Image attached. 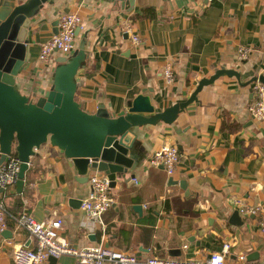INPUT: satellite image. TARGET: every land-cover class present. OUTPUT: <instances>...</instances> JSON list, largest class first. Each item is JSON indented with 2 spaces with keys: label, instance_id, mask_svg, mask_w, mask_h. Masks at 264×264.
I'll list each match as a JSON object with an SVG mask.
<instances>
[{
  "label": "crops",
  "instance_id": "crops-1",
  "mask_svg": "<svg viewBox=\"0 0 264 264\" xmlns=\"http://www.w3.org/2000/svg\"><path fill=\"white\" fill-rule=\"evenodd\" d=\"M25 1L0 0V6ZM64 13L82 18L74 49L86 43V59L75 76V99L88 113L103 104L116 115L139 94L149 96L155 111H161L186 100L198 81L218 68L237 71L240 81L223 74L203 86L197 100L173 123L138 129L137 153L142 159L133 178L117 180L111 187L113 202L102 215V227L87 219L81 204H76L87 197L90 176L98 172L89 170L87 179L79 177L70 160L49 141L30 157L21 189L16 182L0 188L8 212L27 213L38 221L58 216L60 235L77 247L102 244L135 252L139 259L205 260L227 243L225 260L244 255L240 264L261 262L264 121L254 119L248 109L255 99L252 87L259 82L253 78L264 76V0L46 2L31 22L30 59L17 80L19 91L32 99L49 88L62 56L54 52L48 63L38 58ZM125 26L128 31L122 29ZM132 33L138 34L139 43L132 42ZM240 47L249 51L238 61ZM166 62L174 63L171 83L161 73ZM163 144H175L180 152L172 175L147 165ZM169 176L178 184L167 186ZM252 207L259 210L249 213ZM6 223L0 232V264H14V249L32 247L34 241L13 220ZM50 263L76 264V258L62 255Z\"/></svg>",
  "mask_w": 264,
  "mask_h": 264
},
{
  "label": "water",
  "instance_id": "water-1",
  "mask_svg": "<svg viewBox=\"0 0 264 264\" xmlns=\"http://www.w3.org/2000/svg\"><path fill=\"white\" fill-rule=\"evenodd\" d=\"M49 1L26 0L17 5L8 2L0 6V164L9 154H16L20 161L16 180L18 190L23 185L30 157L47 141L63 152L79 177L87 179L88 171L92 170L106 175L110 187H114L117 180L127 182L134 177L133 171L142 159L137 153L139 128L160 122L173 123L179 113L197 100L203 86L223 74L240 81L237 71L218 68L211 76L201 78L186 100L161 111H155L149 96L139 94L116 115L108 112L103 104H99L94 113H88L75 99V76L86 59V43L83 42L70 55L57 59L49 88L32 99L19 91L17 80L30 59L31 22ZM54 24V33H57V21ZM78 32L79 28L75 35ZM256 80L264 85V76L253 78ZM176 184L178 182L172 176L167 178V186ZM76 204L80 206L81 200ZM134 208L141 210L140 205H134ZM235 216L236 212L232 219ZM49 260L56 259L51 257Z\"/></svg>",
  "mask_w": 264,
  "mask_h": 264
},
{
  "label": "built area",
  "instance_id": "built-area-1",
  "mask_svg": "<svg viewBox=\"0 0 264 264\" xmlns=\"http://www.w3.org/2000/svg\"><path fill=\"white\" fill-rule=\"evenodd\" d=\"M82 25V18L76 13L61 14L57 20L58 31L41 45L39 61L48 63L54 52L62 55H70L74 49L75 30ZM124 31H128L125 27ZM133 43H139V36L136 33L130 35ZM249 48L240 47L237 50V60L241 61L248 55ZM174 63L166 62L162 68V76L166 83H171L173 77ZM255 99L249 106L250 115L256 120L264 121V85L260 82L252 87ZM180 158V152L175 144H163L159 149L154 150L147 159L150 167H160L168 175H172ZM30 162V161H29ZM20 161L16 154L8 155L6 161L0 164V188L7 189L14 185L17 180ZM29 165V163H28ZM134 182L136 180L134 179ZM110 181L106 175L98 172L90 176V191L85 199L81 201V209L85 212L87 219L92 220L98 227L103 226L102 215L112 205L113 196L111 193ZM258 207L248 209L249 213L255 214ZM240 212L245 209L240 208ZM7 219L13 220L18 228L28 232L29 237L34 241V246H18L13 251L14 264H51L50 258L57 259L62 255H72L76 258V264H240L245 259L239 255L236 260H225L229 244H224L221 251L212 252L205 260L160 258L146 256L139 259L135 252L129 253L117 249L105 247L102 244L95 246L77 247L70 244L60 235L62 220L58 216L48 217L38 221L30 214L21 213L13 215L6 209L0 198V232L7 226ZM258 264H264V259Z\"/></svg>",
  "mask_w": 264,
  "mask_h": 264
}]
</instances>
